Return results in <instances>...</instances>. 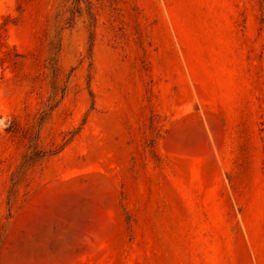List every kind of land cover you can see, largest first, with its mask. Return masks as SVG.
<instances>
[{"label":"rangeland","instance_id":"374dc122","mask_svg":"<svg viewBox=\"0 0 264 264\" xmlns=\"http://www.w3.org/2000/svg\"><path fill=\"white\" fill-rule=\"evenodd\" d=\"M6 21L38 80L0 62V264H264V0H0ZM13 118L75 135L23 166Z\"/></svg>","mask_w":264,"mask_h":264},{"label":"trees","instance_id":"16d2710c","mask_svg":"<svg viewBox=\"0 0 264 264\" xmlns=\"http://www.w3.org/2000/svg\"><path fill=\"white\" fill-rule=\"evenodd\" d=\"M78 2V1H76ZM18 19H22L20 15ZM7 21L0 26V62L1 64H8L9 67L15 72V77L19 78L20 81L24 80L30 83L32 91L37 86V78L30 77L29 74L24 72L26 66V56L20 55L18 53L11 52L8 49L7 38H6V29L5 26ZM58 47V46H57ZM54 53L48 58L46 69L48 70V75L50 77L49 87L51 94L55 97L60 93V99L64 98L65 88L60 87V77L61 69L58 66V60L56 58V53L59 51L58 48L52 47ZM41 88V87H39ZM57 101L55 105L50 106L49 110L53 111L58 107L60 101ZM48 116L46 111H42L38 118V124H43ZM5 132L10 135L13 139H17L20 142H24L27 147V153L23 158V166H30L32 163L42 162L48 157L54 156L61 151V149L72 141L75 134L72 132L67 133L62 139L63 144L58 146L55 149H46L44 147L38 146L35 140H38V137L33 138L32 133L27 125L23 124L18 118H13L9 123V126L6 127ZM67 135H71L67 138ZM33 166V165H32Z\"/></svg>","mask_w":264,"mask_h":264}]
</instances>
